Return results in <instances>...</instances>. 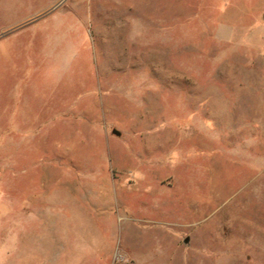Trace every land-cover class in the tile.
<instances>
[{
    "label": "rangeland",
    "instance_id": "obj_1",
    "mask_svg": "<svg viewBox=\"0 0 264 264\" xmlns=\"http://www.w3.org/2000/svg\"><path fill=\"white\" fill-rule=\"evenodd\" d=\"M0 264H264V0H0Z\"/></svg>",
    "mask_w": 264,
    "mask_h": 264
},
{
    "label": "water",
    "instance_id": "obj_2",
    "mask_svg": "<svg viewBox=\"0 0 264 264\" xmlns=\"http://www.w3.org/2000/svg\"><path fill=\"white\" fill-rule=\"evenodd\" d=\"M114 134L117 135V136H120V135H121V133H120L118 130H114ZM189 241H190V239L187 238V239L185 240V243L188 244Z\"/></svg>",
    "mask_w": 264,
    "mask_h": 264
}]
</instances>
